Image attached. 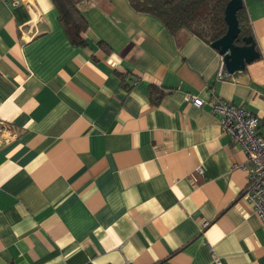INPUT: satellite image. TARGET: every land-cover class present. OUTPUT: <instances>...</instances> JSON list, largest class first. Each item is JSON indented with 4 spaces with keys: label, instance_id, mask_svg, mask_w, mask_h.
I'll return each mask as SVG.
<instances>
[{
    "label": "crops",
    "instance_id": "0c3cea01",
    "mask_svg": "<svg viewBox=\"0 0 264 264\" xmlns=\"http://www.w3.org/2000/svg\"><path fill=\"white\" fill-rule=\"evenodd\" d=\"M13 1H0V264H264L248 158L213 111L244 108L264 133V0H243L259 59L223 79L217 49L129 0H74L85 46L52 0Z\"/></svg>",
    "mask_w": 264,
    "mask_h": 264
},
{
    "label": "trees",
    "instance_id": "16d2710c",
    "mask_svg": "<svg viewBox=\"0 0 264 264\" xmlns=\"http://www.w3.org/2000/svg\"><path fill=\"white\" fill-rule=\"evenodd\" d=\"M230 1L129 0L134 11L156 17L173 36L186 32L210 45L227 33L225 10ZM52 2L58 11L59 22L72 44L85 46L87 43L84 34L89 23L77 3L74 0H52ZM237 17L241 29L240 38L252 36L245 6L238 12ZM103 44L105 43H101Z\"/></svg>",
    "mask_w": 264,
    "mask_h": 264
},
{
    "label": "built area",
    "instance_id": "2783aa9c",
    "mask_svg": "<svg viewBox=\"0 0 264 264\" xmlns=\"http://www.w3.org/2000/svg\"><path fill=\"white\" fill-rule=\"evenodd\" d=\"M0 1L7 2V0ZM20 3L21 1L16 0L11 5L17 7ZM219 73V77L222 79L230 76L225 71L223 57ZM190 98L195 106L202 107L204 105L201 98L196 96ZM213 111L221 118L222 130L231 137L234 143L242 146L247 155L249 177L247 187L243 192L244 198L253 206L255 213L264 224V133L259 132L260 119L244 108L218 99L213 103ZM0 125L9 128L5 123ZM198 172L203 173V170L199 169ZM215 263L221 264L219 259H216Z\"/></svg>",
    "mask_w": 264,
    "mask_h": 264
},
{
    "label": "water",
    "instance_id": "95a60500",
    "mask_svg": "<svg viewBox=\"0 0 264 264\" xmlns=\"http://www.w3.org/2000/svg\"><path fill=\"white\" fill-rule=\"evenodd\" d=\"M243 7V0H231L227 4L225 10L227 33L212 44L224 58V65L230 76L243 72L247 65L260 57L252 36L240 38L241 29L237 14Z\"/></svg>",
    "mask_w": 264,
    "mask_h": 264
}]
</instances>
